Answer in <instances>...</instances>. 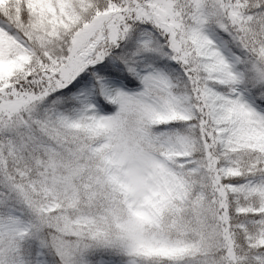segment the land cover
<instances>
[{"label":"snow or ice","instance_id":"snow-or-ice-1","mask_svg":"<svg viewBox=\"0 0 264 264\" xmlns=\"http://www.w3.org/2000/svg\"><path fill=\"white\" fill-rule=\"evenodd\" d=\"M0 264H264V0H0Z\"/></svg>","mask_w":264,"mask_h":264}]
</instances>
